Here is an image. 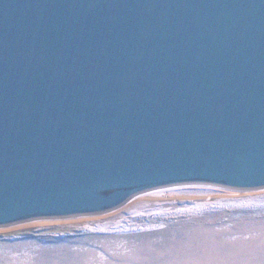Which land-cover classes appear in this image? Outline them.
I'll use <instances>...</instances> for the list:
<instances>
[{
  "label": "water",
  "instance_id": "95a60500",
  "mask_svg": "<svg viewBox=\"0 0 264 264\" xmlns=\"http://www.w3.org/2000/svg\"><path fill=\"white\" fill-rule=\"evenodd\" d=\"M183 185L264 189V0H0V229Z\"/></svg>",
  "mask_w": 264,
  "mask_h": 264
},
{
  "label": "rangeland",
  "instance_id": "374dc122",
  "mask_svg": "<svg viewBox=\"0 0 264 264\" xmlns=\"http://www.w3.org/2000/svg\"><path fill=\"white\" fill-rule=\"evenodd\" d=\"M207 187L225 195L241 193ZM248 192H258L252 199L264 202V189ZM229 201L238 200L227 198L222 203ZM107 216L34 221L1 228L0 239L32 236L52 244L26 242L18 244L19 249L2 247L0 264H264V204L218 202L183 211L129 213L117 222L108 221L111 228L86 226ZM115 223L124 227L118 230Z\"/></svg>",
  "mask_w": 264,
  "mask_h": 264
},
{
  "label": "bare ground",
  "instance_id": "6f19581e",
  "mask_svg": "<svg viewBox=\"0 0 264 264\" xmlns=\"http://www.w3.org/2000/svg\"><path fill=\"white\" fill-rule=\"evenodd\" d=\"M257 193L258 192L249 193L248 191L242 190L241 193L236 195H225L222 194L220 190L207 187V185H183V186L161 188L135 196L125 205L115 209L116 211L113 210L115 212L114 215L112 216L110 215V212L114 213L113 211L107 212L108 218H105L106 220L96 221L94 223L92 222L90 223V225L86 224V226H89L93 229L111 228L107 226L108 221L117 222L118 219L121 220L122 217H124L129 213H135L136 215L137 213L139 214L142 212L151 214V213H161L167 210L171 212L183 211L186 209L209 207L212 204L218 202H220L222 205L232 204L238 206L264 204V202H257V201L255 202L254 199H252L254 196L257 195ZM227 198L237 199L238 201L236 203H234L235 201L232 203L231 201L222 203V200L223 199L227 200ZM107 213H103V214H107ZM89 216H96V215H88L81 217H89ZM74 218H80V217L65 218L61 220H66V219L69 220ZM37 221H45V220H37ZM42 223H49V222H42ZM114 227L120 230L121 228L124 227V225L115 223Z\"/></svg>",
  "mask_w": 264,
  "mask_h": 264
},
{
  "label": "trees",
  "instance_id": "16d2710c",
  "mask_svg": "<svg viewBox=\"0 0 264 264\" xmlns=\"http://www.w3.org/2000/svg\"><path fill=\"white\" fill-rule=\"evenodd\" d=\"M35 243L38 244V246H44L46 244H52L51 241H49L48 239H44V238H36V237H32V236H25L22 239H0V249L2 247H9V248H14L17 249L18 244L21 243ZM19 249V248H18Z\"/></svg>",
  "mask_w": 264,
  "mask_h": 264
}]
</instances>
